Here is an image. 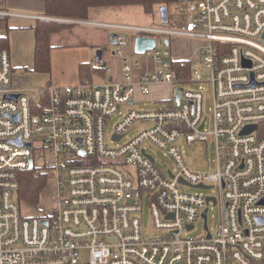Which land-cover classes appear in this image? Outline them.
I'll return each mask as SVG.
<instances>
[{
	"label": "built area",
	"instance_id": "obj_1",
	"mask_svg": "<svg viewBox=\"0 0 264 264\" xmlns=\"http://www.w3.org/2000/svg\"><path fill=\"white\" fill-rule=\"evenodd\" d=\"M187 2L179 29L96 24L156 42L143 61L122 58L119 82L18 90L0 50V264H264V0ZM10 17L86 23L0 10ZM114 41L121 56L126 40ZM189 83L197 90L174 89L164 108H133L153 86ZM195 142L211 148L214 172L187 164L183 144ZM23 171L53 184L49 209L38 208L44 188L37 214L21 213ZM199 185L215 193L182 189ZM217 203L214 230L205 220L184 238ZM144 204L157 237L144 233Z\"/></svg>",
	"mask_w": 264,
	"mask_h": 264
},
{
	"label": "crops",
	"instance_id": "obj_2",
	"mask_svg": "<svg viewBox=\"0 0 264 264\" xmlns=\"http://www.w3.org/2000/svg\"><path fill=\"white\" fill-rule=\"evenodd\" d=\"M0 10L45 17V0H0ZM91 10L89 11L88 17L89 15H93L95 17L100 16V18L107 19L106 11L99 12L95 15L96 13H91ZM0 19L3 20L0 22V37L6 35L9 40V47L6 50L9 53L13 68L12 83L14 88L18 90H40L49 86L63 87L76 85L84 81H89L93 85L121 81L120 69L122 57L120 58V66L116 70L117 77L119 76L117 79L114 77L115 71L113 69L102 65V62L104 61L103 51L101 50V46L103 45L102 38L108 34L109 28L96 24L112 23L99 20H89L88 18L86 21H80L86 23H67L63 21L49 20L68 24L69 26H65L61 31L50 36V71L48 73H39L33 71L35 50L34 28L39 20L21 17ZM5 29L8 30L7 33ZM134 38L135 36L133 35L132 40L128 43L126 42L131 48H133ZM99 49L102 51L101 62H98L96 58V51ZM114 54L115 52H112V55ZM106 59L109 60L108 57ZM82 64H89L91 68L97 70L100 68L102 70H96L97 72L93 73L90 78L81 80L79 67ZM149 95L156 96L157 93L155 91H150ZM149 95L147 96L149 97ZM137 97L144 98V96L136 94L135 101Z\"/></svg>",
	"mask_w": 264,
	"mask_h": 264
},
{
	"label": "rangeland",
	"instance_id": "obj_3",
	"mask_svg": "<svg viewBox=\"0 0 264 264\" xmlns=\"http://www.w3.org/2000/svg\"><path fill=\"white\" fill-rule=\"evenodd\" d=\"M188 5L187 0H180L179 2L172 4L168 7V22L166 24L161 23L160 14L158 11L159 7H156L153 10L152 14H144L143 10L138 6H128V7H118V8H94L91 10V13H97L106 11V18H100V16H93L89 15V20H99L104 21L112 24L117 25H125V26H133V27H163L167 29H179L185 20V12L186 6ZM85 26V25H84ZM114 33L116 35H120L123 37L126 42L128 43L133 38V34L128 31H118L114 29H109L108 34L102 38L103 45L101 46V50L103 51L104 61L102 65L105 67H109L115 71L114 77L117 79V72L116 70L120 66V55L114 54L112 52L116 51V45H111L109 40V34ZM160 47V43L157 45ZM122 58L128 60V62H135V61H143L144 57L142 55H137L134 53L133 48L130 45H127L121 49ZM108 57L109 60L106 58ZM142 69V68H141ZM140 69V70H141ZM199 84L189 83V84H180V85H169L163 84L160 86H155L151 88V92L155 91L157 93L156 96L149 97H137L136 101L133 105L134 109L143 110V111H150L156 110L160 108H164L167 106L165 100L170 99L173 96L174 89L181 88L185 90H197ZM169 97V98H168ZM168 98V99H167ZM210 101L208 97H205L204 101V112L205 114L209 115L210 111ZM115 122V118L111 119L108 122V126L106 129V138L109 141V135L112 131L113 125ZM145 124H140L134 126L133 128L129 129L128 137H132L138 134L140 131L143 130ZM123 142V141H122ZM115 143H108V145L114 146ZM185 149V160L189 167L197 172H214V165H213V152L210 147L207 146L204 142H195L191 146H187L185 143L183 144ZM148 153L153 156L157 166L162 167L163 170L167 168L172 169L173 165L170 160L163 156L162 152L156 150L153 147H148ZM164 166V167H163ZM166 168V169H165ZM186 192L191 193H202L204 195H212L214 190H205L201 191L191 187H184L182 188ZM54 191L53 184L50 182L48 187L45 188V192L42 195L38 208L41 209H49L51 207L49 203L50 195ZM52 199V198H51ZM35 205H21V213L23 215L37 214L36 210L34 209ZM37 208V207H36ZM220 211L221 206L219 203L216 205L210 204L209 209L207 210L206 214V222L209 230L213 231L215 226L220 220ZM142 227L144 233L147 237L153 238L159 235L158 232L151 230V219L148 214L147 205L144 204L143 207V214H142ZM204 228V221L200 219L195 229L186 232L183 237L188 239H196L202 234Z\"/></svg>",
	"mask_w": 264,
	"mask_h": 264
},
{
	"label": "trees",
	"instance_id": "obj_4",
	"mask_svg": "<svg viewBox=\"0 0 264 264\" xmlns=\"http://www.w3.org/2000/svg\"><path fill=\"white\" fill-rule=\"evenodd\" d=\"M180 0H45L44 16L49 18L70 19L86 21L89 11L94 8H118L128 6L140 7L144 14H152L156 7L166 6L167 8ZM3 20L0 19V22ZM68 24L55 21H37L35 31V50L33 60V71L48 73L50 71L49 51L50 36L61 31ZM6 33L8 32L7 29ZM9 47V40L6 35L0 37V50ZM91 68L89 64H82L79 67L81 80H86L91 75L102 69ZM46 175L33 171H23L19 174L18 197L27 204L37 205L40 194L46 186Z\"/></svg>",
	"mask_w": 264,
	"mask_h": 264
},
{
	"label": "water",
	"instance_id": "obj_5",
	"mask_svg": "<svg viewBox=\"0 0 264 264\" xmlns=\"http://www.w3.org/2000/svg\"><path fill=\"white\" fill-rule=\"evenodd\" d=\"M158 11L160 14L161 23L166 24L168 22V8L166 6H161L158 8ZM115 36L116 35L114 33L109 35V40H110L111 45H116L115 41H114ZM263 38H264V35H263ZM155 46H156V42L154 39H151V38L135 37L133 40V50H134V53L137 55H143L147 51L155 49ZM101 54H102V51L100 49L96 51V58H97L98 62L102 61ZM175 97H176V102H178L180 95L176 94ZM253 130H255V126L250 127V128H246L242 133H244V134L249 133ZM180 183L184 184L181 180H180ZM194 188H196V189H198V188L199 189H209L210 187H205V186L199 185V186H196ZM261 204H264V200L261 202ZM206 214H207V210H205V212L203 214L204 228L206 227V224H205L206 223L205 222Z\"/></svg>",
	"mask_w": 264,
	"mask_h": 264
}]
</instances>
